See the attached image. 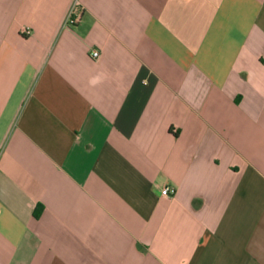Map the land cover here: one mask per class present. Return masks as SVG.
<instances>
[{
	"label": "crops",
	"instance_id": "0c3cea01",
	"mask_svg": "<svg viewBox=\"0 0 264 264\" xmlns=\"http://www.w3.org/2000/svg\"><path fill=\"white\" fill-rule=\"evenodd\" d=\"M0 264H264V0H0Z\"/></svg>",
	"mask_w": 264,
	"mask_h": 264
},
{
	"label": "built area",
	"instance_id": "2783aa9c",
	"mask_svg": "<svg viewBox=\"0 0 264 264\" xmlns=\"http://www.w3.org/2000/svg\"><path fill=\"white\" fill-rule=\"evenodd\" d=\"M82 15V9L80 8V4L78 1H75L67 14L65 25L68 27L76 25L81 18ZM30 34V30L28 28H24L22 30V35L28 36ZM90 56L93 59H98L100 57V52L97 50H92L90 52ZM175 193V189L166 187L162 190L161 195L164 197H170Z\"/></svg>",
	"mask_w": 264,
	"mask_h": 264
}]
</instances>
